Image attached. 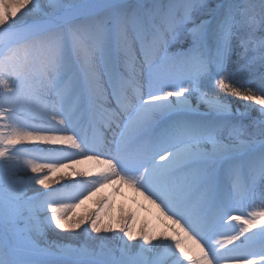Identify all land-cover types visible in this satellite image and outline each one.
I'll return each instance as SVG.
<instances>
[{
    "label": "snow or ice",
    "instance_id": "6c2138e0",
    "mask_svg": "<svg viewBox=\"0 0 264 264\" xmlns=\"http://www.w3.org/2000/svg\"><path fill=\"white\" fill-rule=\"evenodd\" d=\"M0 264H264V0H0Z\"/></svg>",
    "mask_w": 264,
    "mask_h": 264
},
{
    "label": "bare ground",
    "instance_id": "6f19581e",
    "mask_svg": "<svg viewBox=\"0 0 264 264\" xmlns=\"http://www.w3.org/2000/svg\"><path fill=\"white\" fill-rule=\"evenodd\" d=\"M125 194H126V195H131L130 193L127 192V190H125ZM122 202L130 203V201H125V200H124V197H119V196H118V198H117V203L120 204V203H122Z\"/></svg>",
    "mask_w": 264,
    "mask_h": 264
}]
</instances>
